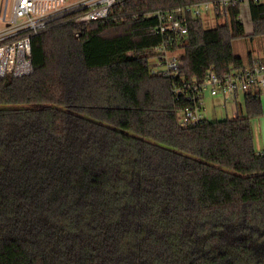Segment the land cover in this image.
Instances as JSON below:
<instances>
[{
  "label": "trees",
  "instance_id": "16d2710c",
  "mask_svg": "<svg viewBox=\"0 0 264 264\" xmlns=\"http://www.w3.org/2000/svg\"><path fill=\"white\" fill-rule=\"evenodd\" d=\"M120 0L106 17L70 9L32 35V73L0 75V264H264V152L253 118L179 123L177 95L211 64L243 67L234 42L264 35V0H237L207 27L189 14L183 40L159 16L197 2ZM181 49L175 73L155 48ZM152 59H154L152 61Z\"/></svg>",
  "mask_w": 264,
  "mask_h": 264
},
{
  "label": "built area",
  "instance_id": "2783aa9c",
  "mask_svg": "<svg viewBox=\"0 0 264 264\" xmlns=\"http://www.w3.org/2000/svg\"><path fill=\"white\" fill-rule=\"evenodd\" d=\"M120 0H84L70 4L68 0H0V75L12 74L21 77L34 70L32 35L44 28L51 19L70 9L88 8L77 20L106 17ZM237 0L197 2L178 8L171 13L160 11L149 15L159 16V26L167 39L183 40L189 33V14L201 16L204 10L223 8ZM77 5L76 7H73ZM180 50V49H179ZM169 50L164 42L155 48L161 56L155 62V70L175 73L182 64L181 51ZM264 87V62L253 59L243 67L227 68L211 64L202 82L184 80V85L175 89L177 95H184L194 101L191 108L184 110L179 123L182 126L195 125L204 119L203 106L206 91L235 101L252 87ZM226 106V104L224 103ZM238 114V113H237Z\"/></svg>",
  "mask_w": 264,
  "mask_h": 264
},
{
  "label": "rangeland",
  "instance_id": "374dc122",
  "mask_svg": "<svg viewBox=\"0 0 264 264\" xmlns=\"http://www.w3.org/2000/svg\"><path fill=\"white\" fill-rule=\"evenodd\" d=\"M84 0H68L70 4H78L79 2H82ZM77 5L73 6L76 7ZM202 18L204 20V23L207 27H214L217 24L224 23L226 21V16L218 17L215 14V11L213 8H210L208 10H204L202 14ZM241 18L244 22L245 29L247 33H251L253 31V21L251 18L250 13V7H249V1L244 0L241 3ZM235 52L238 55L243 56L244 58L248 59V56L250 53H252L255 57H259L264 53V35H258V36H244L240 39L235 40L234 42ZM179 51L182 52L180 49ZM154 59H152L153 61ZM220 96L216 97L214 95H211L210 91H206L204 96V110H203V116L204 118H207L209 120H216V119H223L226 116V113L224 112V109L220 106ZM243 103V109L245 110V101L242 99ZM233 108L230 105V117L233 113ZM262 113L260 116H257L253 118L252 122L255 127L256 135L259 131H261L264 118ZM261 133V132H260ZM257 145V141L255 139V146Z\"/></svg>",
  "mask_w": 264,
  "mask_h": 264
},
{
  "label": "crops",
  "instance_id": "0c3cea01",
  "mask_svg": "<svg viewBox=\"0 0 264 264\" xmlns=\"http://www.w3.org/2000/svg\"><path fill=\"white\" fill-rule=\"evenodd\" d=\"M252 58L253 59H259L262 62H264V53L262 55H260L259 57H255L252 54ZM244 59L247 61L246 58H244ZM260 90L262 92L263 113H264V87H262V88L260 87ZM216 97H219V96H216ZM242 99L244 100V96L242 94H240L235 101H233L232 99L226 100L224 97L220 96V100H221L220 101V106L224 109V112L226 113V116H230L229 115L230 114V105L233 108V110H232L233 113H232L231 117L237 116L239 114L240 109H242V107H243ZM224 103L226 104V106L224 105ZM263 118H264V116H263ZM253 129H254L255 139L257 141L256 148H257V150L259 152L263 153L264 152V122H263V125H262V128H261V131H259L257 135H256V131H255L254 125H253Z\"/></svg>",
  "mask_w": 264,
  "mask_h": 264
}]
</instances>
